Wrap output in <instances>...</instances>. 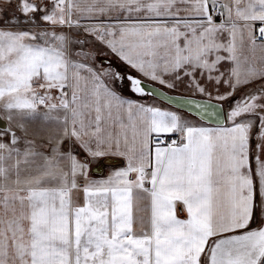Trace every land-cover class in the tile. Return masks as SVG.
Masks as SVG:
<instances>
[{
  "label": "snow or ice",
  "instance_id": "obj_1",
  "mask_svg": "<svg viewBox=\"0 0 264 264\" xmlns=\"http://www.w3.org/2000/svg\"><path fill=\"white\" fill-rule=\"evenodd\" d=\"M0 264H264V0H0Z\"/></svg>",
  "mask_w": 264,
  "mask_h": 264
}]
</instances>
